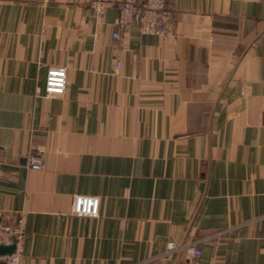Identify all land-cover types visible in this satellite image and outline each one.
Here are the masks:
<instances>
[{
  "label": "crops",
  "instance_id": "obj_1",
  "mask_svg": "<svg viewBox=\"0 0 264 264\" xmlns=\"http://www.w3.org/2000/svg\"><path fill=\"white\" fill-rule=\"evenodd\" d=\"M167 6L169 36L114 39V6L0 0V219L26 214L20 264H130L169 241L201 253L144 264H264V0ZM53 65L67 84L45 96ZM75 194L99 214H71Z\"/></svg>",
  "mask_w": 264,
  "mask_h": 264
},
{
  "label": "built area",
  "instance_id": "obj_2",
  "mask_svg": "<svg viewBox=\"0 0 264 264\" xmlns=\"http://www.w3.org/2000/svg\"><path fill=\"white\" fill-rule=\"evenodd\" d=\"M83 3L93 8L96 18H100L105 8L114 6L117 14L113 20L115 29L111 36L114 39L121 37L120 31H126L128 27L136 23L141 33L156 34L167 37L171 34L170 13L167 0H82ZM119 62L115 66L118 68ZM67 84V70L61 65L48 67L44 83V95H61ZM27 165L31 169H42L44 159L42 152L32 150L26 157ZM100 199L95 195L75 194L71 203V214L84 217H95L99 214ZM26 214L19 212L12 220L0 219V248H11L8 252H0V261L5 264H20L22 258V240L25 234ZM225 230H219L214 235L223 234ZM197 241L176 243L169 241L165 250L152 257L157 259L165 257L173 252L186 251L198 256L201 251L196 245ZM151 259L141 260L130 264H144Z\"/></svg>",
  "mask_w": 264,
  "mask_h": 264
},
{
  "label": "water",
  "instance_id": "obj_3",
  "mask_svg": "<svg viewBox=\"0 0 264 264\" xmlns=\"http://www.w3.org/2000/svg\"><path fill=\"white\" fill-rule=\"evenodd\" d=\"M11 250V248H0V252H8V251H10Z\"/></svg>",
  "mask_w": 264,
  "mask_h": 264
}]
</instances>
